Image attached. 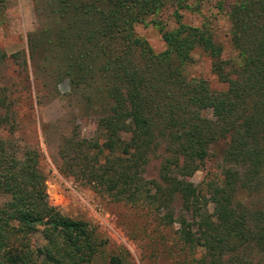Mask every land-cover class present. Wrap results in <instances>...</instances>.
Segmentation results:
<instances>
[{
  "label": "trees",
  "instance_id": "16d2710c",
  "mask_svg": "<svg viewBox=\"0 0 264 264\" xmlns=\"http://www.w3.org/2000/svg\"><path fill=\"white\" fill-rule=\"evenodd\" d=\"M203 1L48 0L55 27L44 37L58 61L52 75L83 90L97 111L92 139H60V171L115 202L164 210L162 225H171L178 203V239L200 249L196 264H264V0L226 2L233 60L222 59L204 25L180 22L179 12ZM167 7L175 26L153 22L165 45L155 54L133 27ZM194 50L209 58L224 90L185 77ZM8 107L0 89V264H88L98 247L92 232L48 206L37 152L18 157L19 147L2 136ZM221 141V179L205 185L201 200L188 179ZM153 156L157 180H147ZM39 227L45 242L33 247Z\"/></svg>",
  "mask_w": 264,
  "mask_h": 264
},
{
  "label": "rangeland",
  "instance_id": "374dc122",
  "mask_svg": "<svg viewBox=\"0 0 264 264\" xmlns=\"http://www.w3.org/2000/svg\"><path fill=\"white\" fill-rule=\"evenodd\" d=\"M1 1L0 54L4 56L0 58V89L7 97L10 117L2 136L19 147L18 157L24 149L37 152L48 206L64 218L84 223L92 232L98 247L88 264H196L200 249L190 251L178 239L175 218L183 215L178 203L172 204L171 225H162L164 210L156 212L145 204L115 202L102 189H94L80 177L60 171L61 160L57 155L60 139L70 134L78 139H92L97 111L86 103L83 90L73 88L65 78L57 80L52 75L58 61L47 51L50 47L47 40L52 38L44 37L55 27L48 0ZM227 1L205 0L196 11L179 14L180 22L185 25H204L214 42L221 46L222 59L233 60ZM172 12L167 7L133 27V33L155 54L164 51L165 45L153 22L158 20L165 29L173 28ZM33 33L35 36L28 40V35ZM30 48H34L32 54ZM190 56V62L183 67L187 79L203 80L211 91L225 89L212 74L206 55L194 50ZM223 147L222 141L211 146L202 167L188 179L199 190L201 200L207 199L205 185L221 179ZM158 162V156L149 160L145 179L157 180ZM206 210L211 213L210 204ZM40 230L41 227L30 236L29 244L33 247L45 242Z\"/></svg>",
  "mask_w": 264,
  "mask_h": 264
}]
</instances>
